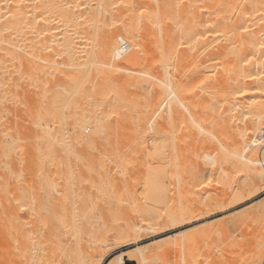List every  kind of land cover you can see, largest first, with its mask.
Returning a JSON list of instances; mask_svg holds the SVG:
<instances>
[{
	"label": "bare ground",
	"instance_id": "6f19581e",
	"mask_svg": "<svg viewBox=\"0 0 264 264\" xmlns=\"http://www.w3.org/2000/svg\"><path fill=\"white\" fill-rule=\"evenodd\" d=\"M238 3L0 0V245L8 249L11 242L12 250L13 241L19 255L35 253L32 264H114L118 258L120 264L125 258L136 264H158L157 258L172 252L171 246L157 245L161 240L105 260L115 250L139 244L153 233L147 232L151 229L160 231L167 223L176 228L182 222L179 217L167 218L165 204L153 200L165 189L163 174L156 192V184H132L134 176L121 180L118 172L131 168L134 152L151 149L162 156L169 150L176 184L172 174L164 183L184 187L188 181L195 186L202 173L195 172L196 164L188 159L194 171L186 173V181L182 166L184 158L188 163L186 156L193 157L190 137H199L202 147L215 153H206L211 165L220 167L208 169L203 185L212 183L215 174L229 182L219 180L222 184L264 183V155L261 159L257 155L264 145V58H258L264 45L256 43L264 38V0ZM140 6L147 9L142 18ZM217 54H221L218 63L224 65L219 81L214 75ZM149 61L155 72L147 66ZM222 85L226 88L219 94L216 88ZM9 113L16 127L11 126L14 139L8 150ZM22 120L28 126L22 123L21 130ZM133 122L134 131L132 125L127 127ZM133 135L134 147L124 146ZM169 137L172 142L166 140ZM195 152L196 160L200 153L195 157ZM154 160L157 167L160 162L159 168L171 163L164 156ZM225 161L228 167L222 169L220 163ZM230 190L234 194L227 196L234 203L239 189ZM162 193L158 198L164 197ZM221 199L210 206L216 204L217 211L224 208ZM257 210V216L248 219L263 224L264 202ZM193 215L188 217L194 219ZM187 235L171 237L184 253L192 244ZM217 237L208 238L209 243L220 244ZM258 250L240 264H263L264 245ZM204 255L207 264L223 262Z\"/></svg>",
	"mask_w": 264,
	"mask_h": 264
},
{
	"label": "rangeland",
	"instance_id": "374dc122",
	"mask_svg": "<svg viewBox=\"0 0 264 264\" xmlns=\"http://www.w3.org/2000/svg\"><path fill=\"white\" fill-rule=\"evenodd\" d=\"M237 1V2H236ZM232 0V5L234 6V3H238L239 2V0ZM245 1V3H247L248 1H250V0H244ZM242 3V2H241ZM239 4V7H240V5H241V7H240V9H242L243 8V6H244V2L242 3V4ZM238 7V8H239ZM237 8V10H234L235 11V13H236V11H237V14L234 16V18H233V20L234 19H236L235 17L238 15V11H240V9H238ZM236 9V8H235ZM261 9L263 10L264 9V5H261ZM231 13H232V11H231ZM232 15H234V14H232ZM248 22V21H247ZM259 27H260V25H259ZM258 27V28H259ZM262 27H264V19L262 20V23H261V28ZM257 28V29H258ZM259 43V42H262L263 43V45H264V38H258V40H256V43ZM255 43V44H256ZM262 54V55H261ZM219 54H217V56L215 57V58H217L216 60H215V62H217V63H215V65L217 64V65H219V66H215L214 65V69L216 68V70H215V72H214V75H215V79H216V81H219L220 79H221V76L222 75H224V71H223V73H222V66H224V65H222V64H220V63H218L219 62V59L218 58H221V54L218 56ZM256 57H257V55H255ZM246 57H248V56H246L245 55V58ZM258 58H260V59H263L264 58V50H262L261 51V53H260V55L258 54ZM264 60V59H263ZM150 61H151V58H150ZM148 62V67L150 68V66L152 67V68H154L153 67V64H149V63H152V62ZM222 65V66H221ZM221 66V67H220ZM220 67V68H219ZM148 68V69H149ZM218 69H221V70H218ZM223 69H224V67H223ZM150 70L151 71H153L151 68H150ZM221 71V72H220ZM143 71H141V73H142ZM153 72H155V71H153ZM113 77H114V75H112ZM143 77H147V75L146 74H144V75H142ZM112 77V78H113ZM224 88H226V86H221V87H217L216 88V91H220L219 92V94L220 93H222L223 92V90H224ZM120 91V90H119ZM23 107V106H22ZM24 109L22 108V110H21V113L22 112H26V106L24 105ZM24 110V111H23ZM13 113V112H12ZM22 115L24 116H22L23 118H25L26 117V114L24 113H22ZM13 116V115H12ZM11 116V113H9V116H8V119H7V121H6V125H7V129H8V131H7V135H8V137H6L7 138V148H8V150H9V148H10V146H11V142L13 141V139H14V136H13V134L11 133L13 130H14V128H11V126L12 127H16V126H13L14 124L13 123H15L14 121H13V119H14V117H12ZM22 118V119H23ZM12 121H13V123H12ZM21 123V124H20ZM22 123L24 124V126H28V124H27V122H26V124L23 122V120L22 121H19V127L18 128H21L22 126ZM16 124V123H15ZM130 125H132V126H130ZM21 126V127H20ZM24 126L21 128V130L24 128ZM128 126H130V129L132 130V131H134L135 130V124H134V122L132 123V124H128L127 125V127ZM13 129V130H12ZM11 130V131H10ZM24 130H26V131H24L23 133H22V135L24 134V133H27V129L25 128ZM161 130V127H159V131ZM13 133H14V131H13ZM177 134V133H176ZM6 135V136H7ZM25 135V134H24ZM196 135V134H195ZM171 136V135H170ZM193 136L194 135H192V138H193ZM131 139H129V138H126V143L128 144V142L127 141H129V145H124V146H131V145H133V146H131V147H129V148H132V147H134V143L136 142V137L133 135L132 137H130ZM171 138L172 137H169V139H166L168 142H169V140L171 141ZM191 138V137H190ZM188 139L189 141H188V143L189 144H191V143H193L192 145L194 146V150H193V152H191L192 154V156L194 157V152L196 151H198L197 149H200L199 147H200V144H201V147H202V143H201V139L198 137L197 138V136L193 139V140H191V139ZM173 139V138H172ZM177 141H179L178 140V138H175ZM173 141V140H172ZM171 141V142H172ZM192 141V142H191ZM167 142V143H168ZM125 143V144H126ZM166 143V144H167ZM170 144V143H169ZM189 146H191V145H189ZM198 146V147H197ZM207 146H205L204 148L202 147V151H201V149H200V151H201V153H200V151H198L197 152V154H199V155H197L198 157H197V159L195 160V158H193L192 156V158H189L188 156H186V159H187V162L188 163H185L186 161L183 159L182 160V166H183V171L185 172L184 173V175L186 176H184V178H185V180L187 181V179H188V176L187 175H189L190 173H192L191 171L193 170H190L191 169V166L192 165H194V164H196V165H194L196 168H197V170L195 171V172H197L198 174H199V172H200V174L202 173V174H204V175H198L197 176V178L198 177H201V178H199L198 180H196V184H194L195 186H193V184H188V181H187V183L185 182V184H184V187H183V185L182 186H178V185H180V184H178V185H174V184H172L173 183V181L171 182V184H168L169 183V179H170V175L172 174V178L174 177V165H173V163L174 162H172V161H174V160H172L174 157H173V154L169 151V150H166L165 151V153H167V154H165L164 153V155H162V156H160L161 155V153L159 154H154L153 153V151H151V149H149V150H146V149H142L141 151L142 152H137V153H133V155L131 156V158H130V160H129V165H131L132 164V166H130L131 168H126V167H124L125 168V170H124V172H123V169H121L118 173H119V176H120V178H122L121 180H123L124 178H125V176L126 177H128V178H130V176L132 177V176H134L133 177V180H132V184H156V192L157 191H159V187L157 188V185L158 184H162V181H160V174H163L164 175V177H168L167 179L168 180H166V182L167 183H164L165 182V179H163V184H162V189L163 188H165L163 191L161 190V188H160V190L162 191V192H164V193H162L161 191H159V192H157L158 194V196H156L155 197V199H153V200H156V201H161V203H162V205L163 204H165V206H163L164 208V212H165V215H166V217L167 218H174V217H179L180 219H181V221L183 222V224H182V222L180 223V225L178 226V227H176V228H171V227H169L168 226V224L169 223H167L166 225L164 224V226H166V227H163L162 226V228L160 229V231L159 230H154V229H151V230H149V231H147V232H151L152 230H153V233L151 232V233H149L148 235H146V237L144 236L143 237V240L139 243V244H134V245H130V246H124V247H122V248H120V249H118V250H115L114 252H112V253H110V254H108V255H106L105 256V260H108L109 258H111V257H113L114 255H116L117 253H120V252H125V251H135L137 248H138V246H144V245H151V246H154V243H155V241H159V240H161L157 245H159L160 244V246L161 247H165V248H169V246H171V248H172V252H174L175 251V249L178 251L177 252V254L174 252V253H172V252H169L168 254H166V255H169V256H167V258H165V255H163L162 257H163V259L164 260H166L167 262H172V263H170V264H184V262L182 263V261L183 260H185V263H191L192 264V262H194V263H196V264H204V262H205V264H207V262L206 261H204L203 260V258L205 257V255L204 254H206V256H207V254L209 255L210 254V256L212 255L213 257H214V255L215 256H217V257H220L219 259L221 260V261H223V262H221L222 264H230V263H243L244 261L245 262H248L251 258H252V256L253 255H255V253H257L259 250L258 249H260L261 248V246L262 245H264V223L262 224V222L261 221H255V220H253V222H252V220H250V219H253L255 216H257V214H258V208H259V205L262 203V202H264V183L262 184H258V187L257 186H254V187H251V186H253V185H250V184H248L247 182H244L243 184H237V185H235L233 182H232V184L230 185V184H222V183H220V182H227V183H229L228 181H226V180H224L223 179V181H221L222 179H219V178H217V176L219 177V175H217V174H215V176L214 177H212V183H210V184H202V181H204V180H206V177L208 178V169H210V167L212 166L213 167V165L214 164H212L211 165V160H210V158L208 157L209 155L208 154H210L211 152H213L211 149V151H209L208 149L209 148H206ZM112 148H113V146H112ZM206 148V149H205ZM190 149H191V147H190ZM204 149V150H203ZM206 151V152H205ZM210 152V153H208V154H206L207 152ZM196 152H195V157H196ZM145 153V154H144ZM171 153V154H170ZM168 154H169V156H168ZM190 154V153H189ZM189 154H187V155H189ZM215 153L213 152L212 154H210V155H214ZM258 158L259 159H261V154H260V149H259V151H258ZM163 156H164V159L166 160V162L167 161H169V162H171L170 164L168 163V170H169V166H172L171 168L173 169V171H172V169H171V172H169V171H167V172H169V174L167 173V172H165L166 171V167L164 166H161V168H159L160 166V162L159 163H157V165H158V167L157 166H155V160H154V158H156V160L158 161H160L162 158H163ZM148 157V158H147ZM188 157V158H187ZM9 159V158H8ZM188 159H190L191 160V163H193V161H194V163L191 165L190 163H189V160ZM193 160V161H192ZM166 165V164H165ZM189 165H191V166H189ZM128 166V165H127ZM220 166H223V168L222 169H224V168H227L228 167V165H227V162L225 161V162H223V163H220ZM188 167V168H187ZM195 167H194V169H195ZM211 167V168H212ZM214 167H216V165H214ZM216 168H220L219 166L218 167H216ZM135 169V170H134ZM159 169H162V171L165 173H162V171L161 170H159ZM217 170V169H216ZM133 171V172H132ZM194 171V170H193ZM205 171V172H204ZM219 171H222L221 169L219 170ZM188 172H189V174H188ZM131 173H133V174H131ZM167 173V174H166ZM186 173H187V175H186ZM196 173V174H197ZM207 173V174H206ZM126 174V175H125ZM217 175V176H216ZM159 178V179H158ZM171 178V179H172ZM215 178H217V179H215ZM132 179V178H131ZM170 179V180H171ZM172 180H174V183L176 184V182H175V178H173ZM214 180V181H213ZM216 180V181H215ZM219 180H220V182H219ZM216 182V183H215ZM247 183V184H246ZM10 184H15V183H10ZM122 184V183H121ZM123 184H127V183H123ZM164 184H166V186L164 185ZM200 184V185H199ZM202 184V185H201ZM220 184V185H219ZM234 184V185H233ZM189 187H188V186ZM241 185V186H240ZM246 185V186H245ZM248 185V186H247ZM250 185V186H249ZM153 186H155V185H153ZM164 186V187H163ZM175 186V187H174ZM177 186V187H176ZM193 186V187H192ZM207 186V187H206ZM221 186H223V187H221ZM235 186H237V187H235ZM239 186H240V188H239ZM182 187V188H181ZM188 189H187V188ZM192 187V188H191ZM221 187V188H220ZM228 187V188H227ZM236 188V190H237V188L239 189V191H238V195H237V199H236V201L233 203V199H231L232 198V196L231 195H233L234 193L232 192L233 190H230L229 191V189H232V188ZM241 187H244L243 189L245 190V192L244 191H242V190H240V189H242ZM246 187V188H245ZM250 187V188H249ZM153 189L152 190H154L155 191V187H152ZM176 188H177V190H176ZM181 188V189H180ZM194 188V189H193ZM206 188V189H205ZM223 188V189H222ZM254 188H256V189H254ZM158 189V190H157ZM189 189H190V192H189ZM197 189V190H196ZM226 189V190H225ZM253 189V190H252ZM179 190V192H177ZM228 190V191H227ZM175 191H176V193H175ZM194 191V192H193ZM197 191V192H196ZM244 192L243 194H245V195H243L242 193L240 194L239 192ZM196 192V193H195ZM225 192V193H224ZM159 193H160V195H161V193L163 194V196L164 197H160V198H158L160 195H159ZM179 193V194H178ZM227 193V194H226ZM231 193V195H229V196H227L228 194H230ZM197 196H196V195ZM193 195V196H192ZM201 195V196H200ZM215 195H216V197H215ZM223 195V196H222ZM242 195V196H241ZM198 196H200V197H198ZM221 196V197H220ZM231 196V197H230ZM240 196H241V198H242V200H241V198H240ZM196 197V199H194ZM222 198L221 200H219V202H221V205H223L224 206V208H222V209H219L218 211H217V209H218V207L217 206H215L216 204L218 205L219 203H217V199L218 198ZM227 197V198H226ZM163 198H164V202L162 201L163 200ZM212 198V199H211ZM213 198H214V200H213ZM216 198V199H215ZM192 199V200H191ZM227 199V200H226ZM229 199V200H228ZM238 199H239V201H238ZM212 200V201H211ZM193 201V202H192ZM195 201V202H194ZM204 201H205V205H204ZM209 201V202H208ZM214 201V202H213ZM223 201L224 202H226V203H223ZM231 201V202H230ZM210 202H211V204H214L215 202H216V204L215 205H213V207L212 206H210L211 204H210ZM238 202V203H237ZM173 203H175V204H173ZM193 203V204H192ZM201 203V204H200ZM228 203H231V205L230 206H225V204H228ZM179 204V205H178ZM191 204V205H190ZM198 204V205H197ZM200 204V205H199ZM203 204V206H201ZM188 205V206H187ZM207 205V206H206ZM178 206V207H177ZM180 206V207H179ZM191 206V207H190ZM200 206H201V208H200ZM205 206V207H204ZM210 206V207H209ZM214 206H215V210H213V208H214ZM193 207V208H192ZM216 207H217V209H216ZM226 207V208H225ZM185 208H186V210H185ZM202 208H204L205 209V211H203L204 213L205 212H207L210 208H211V211L212 212H207V214L206 215H203L201 212L202 211H200V209L202 210ZM166 209V210H165ZM190 211H188V210ZM190 209H192V211L190 210ZM206 209H208V210H206ZM173 210H174V212H173ZM194 210V211H193ZM197 210H199L198 211V213H195V211H197ZM166 211H167V214H166ZM172 211V212H171ZM188 211V212H187ZM201 214H200V213ZM257 212V213H256ZM169 213H171L170 215H169ZM184 214V215H183ZM186 214V215H185ZM191 215V217H192V214H194L193 216V218L195 219H192L191 217H188V215ZM169 215V216H168ZM195 215H197V216H199V217H197V216H195ZM201 215H203V216H201ZM171 216V217H170ZM185 217L186 219H190L191 218V220L189 221V222H186V221H188V220H185V218H183V217ZM201 216V217H200ZM197 219H196V218ZM235 217V218H234ZM247 217V218H246ZM244 218V219H243ZM248 218H250V219H248ZM184 219V220H183ZM199 219V220H198ZM227 219V220H226ZM231 219V220H230ZM243 219V220H242ZM250 220L249 222L248 221H246V220ZM225 220V221H224ZM228 220H230V221H228ZM233 220V221H232ZM235 220V221H234ZM184 221H185V223H184ZM263 221V220H262ZM231 222H232V224H231ZM223 223H227L226 224V226L223 224ZM231 224V225H230ZM164 228V229H163ZM166 228V229H165ZM221 230V231H220ZM228 230V231H227ZM156 231H158V232H156ZM221 232V233H217L220 237H217V238H220L221 240H220V244H219V242H218V244H217V246L216 245H214V244H211V243H209L210 242V240L208 239V238H210L211 239V236L213 237H215L216 238V236H218V235H216L215 234V232ZM178 233H186V235H187V238H189V240H191V238H192V242H189V243H192L193 244V240H194V242L197 240V242H195V243H198L197 245H199V246H197V245H195V249L194 250H190V248H191V246H194V244L192 245H187L188 247H185V245H184V247H185V250H186V248H189V249H187L186 250V254L183 252V250L184 249H182L181 250V248H183V247H180V248H176V247H179V246H174V244L172 243V236L173 235H175V234H178ZM209 233V234H208ZM211 233V234H210ZM222 233H223V237H221L222 236ZM228 233V234H227ZM226 234V235H225ZM228 235V236H227ZM231 235V236H230ZM192 236H194V237H192ZM202 236V237H201ZM204 236V237H203ZM206 236H207V238H206ZM191 237V238H190ZM202 238H204V239H202ZM225 238H226V240H225ZM229 240V241H228ZM231 240V241H230ZM235 241V242H234ZM224 242H226V243H224ZM228 242V243H227ZM230 242H231V244H230ZM9 244L11 243V242H8ZM189 243H187V244H189ZM9 244H8V247L10 248V246H9ZM14 244V242L12 241V244H11V248H12V250H10L9 248L7 249V246H5V245H3V247L5 246V248L3 249V247H2V245H0V264H9L10 262V264H12V262L14 263V262H16L17 264H25V261H26V264H32V262L34 261V257H35V253H32V252H30V253H27L28 255L26 256V254L24 255V256H22L21 254L22 253H20V255H19V252L18 253H16V252H14L15 250H18V249H14L13 250V247L15 248L16 246H15V244ZM156 244V243H155ZM206 244V245H205ZM209 244H210V246H209ZM222 244H224V245H222ZM226 244V245H225ZM208 245V246H207ZM18 246V245H17ZM197 246V247H196ZM207 246V247H206ZM213 246V247H212ZM20 247V246H19ZM18 247V248H19ZM206 247V248H205ZM258 247H260V248H258ZM174 248V249H173ZM6 249V250H5ZM192 249H193V247H192ZM209 249V250H208ZM8 250H10V251H8ZM174 250V251H173ZM189 250V251H188ZM207 250V251H206ZM258 250V251H257ZM181 251H182V253L183 254H185L184 256L181 254ZM10 252V253H9ZM13 252H14V254H13ZM180 252V253H179ZM188 252L190 253V254H188ZM207 252V253H206ZM8 253V254H7ZM172 254V256H171V254ZM178 253H179V255H178ZM202 253V254H201ZM10 254V258L8 257V255ZM24 254V253H23ZM176 254V255H175ZM219 256H218V255ZM15 256V258H14V256ZM201 255H203V256H201ZM13 258H12V257ZM201 256V257H200ZM8 257V258H7ZM162 257H160V259L159 258H157V260H156V262L158 263V264H166V263H164L165 261L164 260H161L162 259ZM171 257V258H170ZM254 257V256H253ZM7 258V259H6ZM12 258V259H11ZM17 258H19V259H17ZM202 258V259H201ZM170 259V260H169ZM200 259H201V261H200ZM218 259V258H217ZM248 259V260H247ZM3 260H5V261H3ZM8 260V261H7ZM10 260V261H9ZM159 260V261H158ZM161 260V261H160ZM196 260V261H195ZM247 260V261H246ZM18 261V262H17ZM29 261H31V263L29 262ZM192 261V262H191ZM232 261V262H231ZM5 262V263H4ZM28 262V263H27ZM200 262V263H199ZM220 262V261H219ZM193 263V264H194ZM15 264V263H14ZM124 264H136V263H133V262H131V261H129L127 258H125V261H124ZM156 264V263H155ZM168 264V263H167ZM263 264H264V261H263Z\"/></svg>",
	"mask_w": 264,
	"mask_h": 264
},
{
	"label": "snow or ice",
	"instance_id": "6c2138e0",
	"mask_svg": "<svg viewBox=\"0 0 264 264\" xmlns=\"http://www.w3.org/2000/svg\"><path fill=\"white\" fill-rule=\"evenodd\" d=\"M133 7H136V6L133 5ZM146 12H147V9L144 8L143 6H140V16H141V18L145 15ZM114 264H120L119 258L117 259V261L114 262Z\"/></svg>",
	"mask_w": 264,
	"mask_h": 264
},
{
	"label": "built area",
	"instance_id": "2783aa9c",
	"mask_svg": "<svg viewBox=\"0 0 264 264\" xmlns=\"http://www.w3.org/2000/svg\"><path fill=\"white\" fill-rule=\"evenodd\" d=\"M260 152L261 155H264V145L260 148Z\"/></svg>",
	"mask_w": 264,
	"mask_h": 264
}]
</instances>
